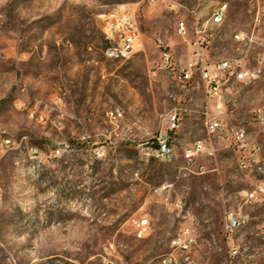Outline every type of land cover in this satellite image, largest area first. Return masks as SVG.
Instances as JSON below:
<instances>
[{
    "label": "rangeland",
    "instance_id": "obj_1",
    "mask_svg": "<svg viewBox=\"0 0 264 264\" xmlns=\"http://www.w3.org/2000/svg\"><path fill=\"white\" fill-rule=\"evenodd\" d=\"M225 3L210 51L241 48L256 66L262 48L233 35L264 34V0H0V264H162L171 254L178 264H264V207L246 198L262 177L222 144L214 156L185 158L205 137L206 97L200 81L181 78L195 47L178 25ZM129 35L133 52L113 53ZM252 88L226 119L257 134ZM160 132L174 148L169 160L154 153ZM231 211L250 222L228 240ZM187 228L197 242L181 255L172 241Z\"/></svg>",
    "mask_w": 264,
    "mask_h": 264
},
{
    "label": "built area",
    "instance_id": "obj_2",
    "mask_svg": "<svg viewBox=\"0 0 264 264\" xmlns=\"http://www.w3.org/2000/svg\"><path fill=\"white\" fill-rule=\"evenodd\" d=\"M228 4H219L210 13L204 22L196 21L189 27L184 21L178 25L179 35L189 44L195 47L194 52L183 70L181 78L190 83L200 81L204 87L206 97L204 110L202 111L203 132L205 137L195 141L185 151V158L191 162L196 156H214L216 144L235 150L239 155L240 168L250 174L259 175L252 190L246 192L248 202L260 204L264 207V153L257 136H251L245 127V120L237 118L234 121L227 120L224 115L228 108L225 102L228 101L234 109H238L237 97L240 90H235V83L240 86H252L264 82V34L261 30L252 32L239 30L233 35V41L244 47H261L262 52L256 58V66H252L244 50L237 49L239 56H221L210 52V47L215 40V29L221 28L228 17ZM134 37H126L120 48H115L113 53L127 56L133 52ZM169 60V56L167 57ZM229 95V96H228ZM263 104L252 111V118L260 125L259 133H264V93ZM177 111L171 117V130L179 128L181 118ZM154 153L165 160L171 159L174 148L170 143L168 133L160 132L154 139ZM177 218L185 223L192 217L191 211L186 203L178 200L175 204ZM250 222L248 216L231 211L227 213L224 223V232L228 240L232 239L237 231L246 227ZM140 236L149 228V220L145 219L139 223ZM257 235H264V221L258 223ZM197 238L192 229L182 230L181 234L172 241L174 252L181 255H188ZM236 254L237 251H234ZM189 260V257H186ZM162 264H178V258L174 255L165 256Z\"/></svg>",
    "mask_w": 264,
    "mask_h": 264
},
{
    "label": "crops",
    "instance_id": "obj_3",
    "mask_svg": "<svg viewBox=\"0 0 264 264\" xmlns=\"http://www.w3.org/2000/svg\"><path fill=\"white\" fill-rule=\"evenodd\" d=\"M211 52V51H210ZM234 87H235V90H242L244 87H247V88H250V87H253L252 88V92H256L257 93V101L259 102V106L257 107V108H259L262 104H263V93H264V82H262V83H259V84H255V85H252V86H240L238 83H235V85H234ZM229 96V95H228ZM240 103H241V100H240V102H239V104L238 105H240ZM225 105H226V107L227 108H229V104H228V101H226L225 102ZM239 108V107H238ZM256 108V109H257ZM227 112H228V110L226 111V113H225V115H224V117L226 118V114H227ZM252 119V121L253 122H255L256 124H258L259 126H260V128H261V125H260V123L256 120V119H254V118H251ZM245 127L247 128V130H248V132H249V134L253 137V136H257V140H258V142H259V144L261 145V147H262V150H263V153H264V148H263V139H261L259 136H260V134H262V133H253V132H251V131H249V129H248V127H247V125H245Z\"/></svg>",
    "mask_w": 264,
    "mask_h": 264
}]
</instances>
